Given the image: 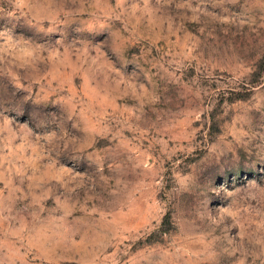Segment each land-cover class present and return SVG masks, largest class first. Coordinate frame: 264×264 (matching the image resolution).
<instances>
[{"label":"rangeland","instance_id":"374dc122","mask_svg":"<svg viewBox=\"0 0 264 264\" xmlns=\"http://www.w3.org/2000/svg\"><path fill=\"white\" fill-rule=\"evenodd\" d=\"M0 264H264V0H0Z\"/></svg>","mask_w":264,"mask_h":264}]
</instances>
